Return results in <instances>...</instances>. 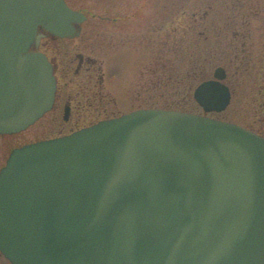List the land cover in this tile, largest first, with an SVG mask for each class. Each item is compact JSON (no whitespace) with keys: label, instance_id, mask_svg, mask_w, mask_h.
Returning a JSON list of instances; mask_svg holds the SVG:
<instances>
[{"label":"water","instance_id":"water-1","mask_svg":"<svg viewBox=\"0 0 264 264\" xmlns=\"http://www.w3.org/2000/svg\"><path fill=\"white\" fill-rule=\"evenodd\" d=\"M65 0H0V135L51 110L32 48L81 34ZM200 85L206 113L230 90ZM0 251L12 264H264V138L190 113L139 110L15 149L0 173Z\"/></svg>","mask_w":264,"mask_h":264},{"label":"rangeland","instance_id":"rangeland-1","mask_svg":"<svg viewBox=\"0 0 264 264\" xmlns=\"http://www.w3.org/2000/svg\"><path fill=\"white\" fill-rule=\"evenodd\" d=\"M66 1L73 10L84 13L87 20L80 38L53 44V49L64 61L65 56L70 60L82 54L97 62L96 71L84 70L73 83L69 81L67 92L74 96L76 108L81 103L86 107L92 104V109H107L114 114L113 118L140 109L174 110L181 105L187 109L181 106L180 111L205 115L194 100V90L201 82L213 79L218 66L227 67L226 21L232 13L251 14L250 9L244 11L248 6L241 4L264 3V0ZM245 19L258 27L263 24L264 13ZM99 66L106 76L100 88L96 87ZM100 89L107 97L102 106H99ZM248 92L238 88L227 110L207 116L258 132L259 107L258 103L246 105ZM53 114L22 133L0 137V171L13 149L60 137L61 130L69 134L71 128L92 126L103 119L96 112L97 118L84 114L87 122L83 119L81 123L73 121L66 125L60 118L55 120ZM0 264L10 263L0 254Z\"/></svg>","mask_w":264,"mask_h":264},{"label":"flooded vegetation","instance_id":"flooded-vegetation-1","mask_svg":"<svg viewBox=\"0 0 264 264\" xmlns=\"http://www.w3.org/2000/svg\"><path fill=\"white\" fill-rule=\"evenodd\" d=\"M241 6H248V8L244 9V11L250 9L251 14L247 15L245 12L238 14L232 13L228 21H226L227 32L225 36L227 41L224 49L225 54L228 57V64L227 67H224L226 69V79L224 82L230 90L231 103L236 97L238 88L248 89L249 92L246 97V105L253 106L255 103H258V114L260 116L259 121H257V124H259L258 127L260 128L259 131L256 132L251 129L249 130L264 137V20L263 24L258 27L255 24L251 25L245 21L247 16L258 17L263 14L264 3H255L254 5L241 4ZM240 19H242V24L240 23ZM256 37L257 40H255ZM65 41L67 40L49 38L44 39L40 45V50L49 57L51 63L53 64L58 88L54 108L47 115L53 112L55 120H59L60 118L64 123H66V125L73 121L81 123L85 117L84 114H90L89 116L95 115V118H97L98 115L95 114L96 112L103 118L99 119L98 122L112 119L114 114H110L107 109L102 110L100 107L92 109V104L86 107V105L81 103L76 108L74 104V96L67 92L69 84L70 82L73 83L78 77L82 76L84 70H95V64H97V62L84 57L82 54H76L75 57L70 60L69 56H65L67 60L64 61V57L61 58L58 51L53 49V44L55 45ZM49 53H51V55H49ZM99 68H101V66H99L98 69ZM101 72L102 68L100 69L99 74V84L96 85V87L99 86V88L102 84L104 85L103 82L106 80L105 74H102ZM63 74H66L67 76H63ZM101 91L102 90L100 89L98 93V96H102V102L99 106L105 104L104 101L107 98ZM83 107L85 111L82 109ZM84 121L87 122V118L84 119ZM66 127L67 126H65V128ZM78 128L79 127H77V129L71 128L69 130V134L79 130ZM65 134V131L61 130L59 135L64 136Z\"/></svg>","mask_w":264,"mask_h":264},{"label":"trees","instance_id":"trees-1","mask_svg":"<svg viewBox=\"0 0 264 264\" xmlns=\"http://www.w3.org/2000/svg\"><path fill=\"white\" fill-rule=\"evenodd\" d=\"M184 109H187V107L186 106H184V105H181ZM181 106H176L174 109H178V110H181Z\"/></svg>","mask_w":264,"mask_h":264}]
</instances>
